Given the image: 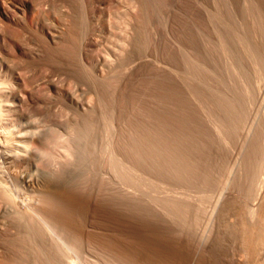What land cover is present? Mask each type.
I'll use <instances>...</instances> for the list:
<instances>
[{"label": "bare ground", "instance_id": "1", "mask_svg": "<svg viewBox=\"0 0 264 264\" xmlns=\"http://www.w3.org/2000/svg\"><path fill=\"white\" fill-rule=\"evenodd\" d=\"M246 5L0 0V264H264V133L223 172L207 90Z\"/></svg>", "mask_w": 264, "mask_h": 264}, {"label": "rangeland", "instance_id": "2", "mask_svg": "<svg viewBox=\"0 0 264 264\" xmlns=\"http://www.w3.org/2000/svg\"><path fill=\"white\" fill-rule=\"evenodd\" d=\"M221 16L227 31L221 37L220 46L212 49L217 58L207 65V90L209 94L210 91L214 93L218 102H224L231 95H236L242 108L238 112L241 115L239 114L238 125H235V136L221 150L223 156L219 161L223 160L221 169L226 172L231 170L235 161H241L247 134L251 136L259 133L262 136L264 133V11L258 15L253 8L246 5L234 17ZM254 52L259 54L262 62L257 63ZM208 98L202 96L205 106L211 105ZM224 165L229 167L225 168ZM149 244V247L153 245Z\"/></svg>", "mask_w": 264, "mask_h": 264}]
</instances>
